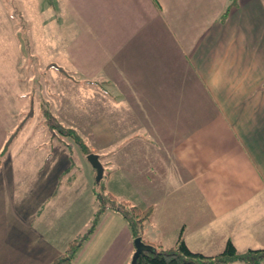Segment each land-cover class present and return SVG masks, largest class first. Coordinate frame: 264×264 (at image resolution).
Returning a JSON list of instances; mask_svg holds the SVG:
<instances>
[{"label": "crops", "instance_id": "1", "mask_svg": "<svg viewBox=\"0 0 264 264\" xmlns=\"http://www.w3.org/2000/svg\"><path fill=\"white\" fill-rule=\"evenodd\" d=\"M56 2L105 83L141 118V145L110 162L143 191L142 204L122 196L152 208L144 237L170 248L181 235L209 255L229 239L241 251L264 248V0ZM117 208L122 217L95 264L132 262L134 237ZM1 223L0 264H49L66 249L49 258L47 238L25 222Z\"/></svg>", "mask_w": 264, "mask_h": 264}, {"label": "rangeland", "instance_id": "2", "mask_svg": "<svg viewBox=\"0 0 264 264\" xmlns=\"http://www.w3.org/2000/svg\"><path fill=\"white\" fill-rule=\"evenodd\" d=\"M84 44L56 0H0V223L25 222L37 239L47 238L49 258L81 235L69 264H95L122 217L115 204H142L143 195L110 162L142 142L141 118L105 83L104 69ZM73 128L91 152L98 150L107 170L100 182ZM85 181L92 187L86 193ZM107 196L112 205L99 210ZM150 236L159 240L158 228ZM218 246L205 252L225 247Z\"/></svg>", "mask_w": 264, "mask_h": 264}, {"label": "trees", "instance_id": "3", "mask_svg": "<svg viewBox=\"0 0 264 264\" xmlns=\"http://www.w3.org/2000/svg\"><path fill=\"white\" fill-rule=\"evenodd\" d=\"M72 130L76 140L81 144V149H83L84 153H90L91 150L86 144H84L83 140L79 137V134L74 128ZM96 185L97 184L95 183V186ZM95 191L97 192V188ZM110 198V196L109 198L107 196L102 199V206L99 210L104 211L107 204L112 205L108 202ZM123 204L124 205L121 206L115 204L114 207H120L124 213L132 232V236L134 238L142 236L146 242L152 243L154 246V250H146L143 254L139 255L135 264H223L235 260H244L249 264H263L262 259L264 258V248H249L245 251H240L231 239L227 241L223 250L213 255L193 250L181 235L177 246L164 248L160 244L147 240L143 235L146 224L151 217L152 208H142L137 204H131L129 201H124ZM93 228L94 227H92L91 230H93ZM80 240L81 235L71 239L65 251L56 256L51 262H49V264H69L81 244Z\"/></svg>", "mask_w": 264, "mask_h": 264}, {"label": "water", "instance_id": "4", "mask_svg": "<svg viewBox=\"0 0 264 264\" xmlns=\"http://www.w3.org/2000/svg\"><path fill=\"white\" fill-rule=\"evenodd\" d=\"M89 161L93 164L97 171V182H100L104 172L105 167L101 161L100 155L97 152H90L87 154ZM135 251L132 256V264H135L138 260L139 255L143 254L146 250H154L152 243L146 242L142 236H137L134 238Z\"/></svg>", "mask_w": 264, "mask_h": 264}]
</instances>
